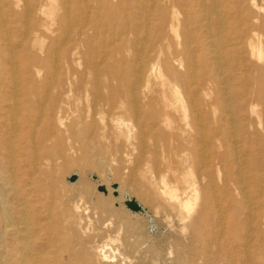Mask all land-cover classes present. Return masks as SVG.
Wrapping results in <instances>:
<instances>
[{
  "label": "rangeland",
  "instance_id": "obj_1",
  "mask_svg": "<svg viewBox=\"0 0 264 264\" xmlns=\"http://www.w3.org/2000/svg\"><path fill=\"white\" fill-rule=\"evenodd\" d=\"M0 2L3 20L10 19L6 5L12 4L16 13L10 40L7 35L0 40V77L7 76L9 81L6 95L10 96L14 77L20 76L18 60L29 45L36 58L32 69L37 73L33 78L42 84L43 93L37 95L39 104H51L57 87L69 81L72 90L76 89L78 93L75 96L69 94L63 100L61 105L66 117L63 123L68 124L81 112L85 122L92 117L97 127L105 126L108 136L102 141H63L64 158L57 163L61 170L55 171L51 185L54 204L48 209L49 219L38 226H25L18 223L17 216L10 210L11 227L6 228L0 238L1 253L3 248L10 249V239L15 238L10 236L13 230L26 227L28 233L19 232L18 237L28 241L27 245L34 252L30 254L28 248L18 245L17 256L0 255V264H106L98 261L96 251L107 247L117 254L116 261L107 264H251L248 262L256 260L259 250L262 255L258 261L264 264V238H258L255 233V230L264 229L263 108L244 105L239 109L214 110L209 117L216 119L217 124L199 121V115L205 111L201 101L206 97L199 94L193 102L185 92L187 89L191 93L192 87L181 84L175 95L172 83L165 79L162 83L156 70L151 73L147 65L145 52L151 45L153 37L149 32L156 19L151 0ZM257 2L264 7V0ZM37 4L43 5V15L38 13ZM27 9H32L31 16ZM65 13L66 24L63 22ZM35 19L44 24L37 30L33 25ZM231 20L235 22L230 14L227 21ZM10 29L8 27L2 33L8 34ZM169 39L170 43L175 42L173 34H169ZM72 52L74 60L70 59ZM194 66L193 63L190 65L191 68ZM141 69L144 70L142 83L149 80L145 98L157 100L153 108L161 110L162 101L170 102L173 107L168 108V121L161 119L157 124L148 121L145 127L136 128L129 122L131 102L125 93L126 86L134 83V75ZM244 73L241 72V77ZM109 77L112 84H123L114 95L122 105L111 117L99 114L100 98H94L92 93L96 90L92 85L96 80L100 82L97 88L101 92L102 84ZM243 87L250 89L251 85L244 82ZM138 95L141 96L139 92ZM94 111L98 113L95 116L92 115ZM117 121L122 125L117 126ZM6 122L11 131L9 139L13 140L14 121L10 118ZM214 126L219 131L214 132ZM140 135L144 137V143L137 141ZM191 139L198 141L195 159L185 151ZM5 142L15 141H0V172L1 169L9 170L2 160L7 151ZM204 142L214 146L221 144V150L235 161L232 160L230 165L233 181L226 192L215 188L212 198L209 197L212 212L209 218L203 211L208 197L201 189L204 185L202 174L210 155ZM252 162L256 166H252ZM73 175L75 180L69 182ZM254 176L257 181L253 185L251 179ZM2 177L0 190L5 193V200L12 202L11 178L4 174ZM212 177V184L218 187L216 174ZM234 181L239 184L235 185ZM162 182L168 189H177L181 197L183 192L189 194L193 187L196 189L190 214L162 194ZM113 185L115 190L111 188ZM100 186L105 188L104 192L98 191ZM126 199L135 200L142 211L128 210L124 205ZM250 215L256 217L255 223L249 218L245 229L236 234L243 242L233 246L225 244L224 235H230L228 241L232 237L229 231L232 221L243 223V218ZM203 234L221 247L220 256L216 255L215 245L205 247Z\"/></svg>",
  "mask_w": 264,
  "mask_h": 264
},
{
  "label": "bare ground",
  "instance_id": "obj_2",
  "mask_svg": "<svg viewBox=\"0 0 264 264\" xmlns=\"http://www.w3.org/2000/svg\"><path fill=\"white\" fill-rule=\"evenodd\" d=\"M151 1L156 12V19L149 32L153 37L151 45L149 50L145 52L147 65L149 64L151 73L156 70L162 83L164 79L172 83V90L175 95L178 86L181 84L192 87L191 93L187 92V89L185 92L193 102L199 94L206 97L202 98L201 101L205 111L199 115V121L217 124L216 119L210 120L209 117V114L213 113L214 110L226 111L232 107L239 109L244 105L260 106L264 113V7L259 5L257 0H158L159 3H155V0ZM37 5L38 13L43 15V5ZM6 7L10 13V19L3 20L0 2V40L4 35H7L9 39L11 31H14L16 25V13L12 10V4H8ZM66 10H68L67 6L65 7ZM27 11L28 15L31 16L32 9H27ZM230 14L235 20L234 23L238 24L237 27L234 26L232 20L227 21ZM67 18L65 13L63 16L64 24L67 23ZM33 25L37 30L39 26L44 24L39 19H35ZM8 27L11 28L8 34L7 32L2 33ZM139 31L141 30L139 29ZM169 34H173L175 37L173 44L169 42ZM70 59H75L73 52ZM35 61L36 58L33 57L31 47L26 46L18 60L20 76H15L12 80L10 96H7L5 91L9 84L7 76L0 77V141L2 143L15 141L14 143H4L7 151L2 160L4 164L9 166V170L1 169L0 181L3 179L2 174L11 178L14 198L12 202H8L5 200V193L0 190V238L5 229L11 227L8 220L10 210L17 216L18 223L25 224V226H38L40 222L49 219L48 209L54 204V198L51 197V185L55 178V171L61 170L57 163L64 158L63 141H102L108 139L105 126L97 127L92 117H90L89 122H85L81 112L80 114L78 112L77 117L68 124L63 123L66 117L61 104L69 94L75 96L78 93L76 89L72 90L69 81L65 83L66 87L64 84L57 87L51 104L48 106L39 104L40 100L37 95L42 94L43 90L42 84L33 78L35 72L37 73L36 70L32 69V64ZM192 63L195 66L191 68ZM243 66L246 67L245 70H243ZM180 68L183 71H178ZM242 71L245 73L241 77ZM143 72L144 70L141 69L136 76L134 75L135 81L132 85L129 87L127 84V86L125 85L128 88L125 97L131 102L128 108L129 122L132 127L136 128L145 127L148 121L153 124H157L161 119L168 121V108L173 107L170 102L162 101L160 103L161 110L153 108L157 100L145 98L144 94L148 90L149 80L146 79L142 83ZM191 74L197 77L194 79ZM244 82H248L251 88H244ZM99 84L100 82L97 80L92 84L96 89L92 91L94 98H100L99 114L104 113L111 117L114 110L122 105L121 101L114 95L123 88V84L119 82L112 84L109 77L107 82L102 84L101 92L97 88ZM94 114L98 113L94 111L92 115ZM10 118L14 121L12 135L15 137L13 140L9 139L11 131L8 130L6 122ZM120 125L122 122L117 121V126ZM212 130L216 132L219 131V128L214 126ZM126 131L129 133L130 129L127 128ZM128 136L129 134H127ZM169 136L171 137V135ZM137 141L144 143V137L140 135ZM197 142L191 139L189 146L185 148V151H188L194 159L198 151ZM210 142H204L207 146L205 150H210V155L209 163L206 168L204 167L205 170L202 174L204 185L201 188L208 197L205 206H203V211L205 210L208 218L212 216L209 197L212 196L215 188H218L220 192H226L229 183L233 181L230 165L234 161V159L232 161L229 158V154L221 150V144L214 146ZM251 165L256 166V163L252 162ZM214 173L219 183L218 187L212 184ZM256 181L254 176L251 179V184L254 185ZM234 183L235 185L239 184L238 181H234ZM191 191L192 193L189 194L183 192L181 197L177 189H168L164 182L161 186L162 194L167 195L188 214H190L196 199V189L193 187ZM255 218L254 215L253 217L251 215L248 218L245 217L243 223L233 220L231 227H229L232 237L228 241L230 235L226 233V236L224 235L225 244L233 246L239 244L240 241L243 242L241 236L236 234L245 229L244 227L249 220L255 223ZM8 221L9 223H7ZM19 232L27 234L28 230L26 227L20 231L13 230L10 236L15 238L14 240L10 239L8 246L10 249L3 248L2 254L0 253L1 256L9 258L17 256L18 245L28 248L27 251L30 254L34 252L32 247L27 245V240L26 243L24 242L25 239L18 237ZM255 233L258 238L260 236L264 238V229L255 230ZM202 240L206 248L215 245V240L207 234H203ZM215 247L218 257L221 247L217 245ZM107 248L96 251L98 261L101 263L107 264L116 261V252H111ZM260 251L256 252V260L248 263L260 264L258 261L259 256L262 255Z\"/></svg>",
  "mask_w": 264,
  "mask_h": 264
},
{
  "label": "water",
  "instance_id": "obj_3",
  "mask_svg": "<svg viewBox=\"0 0 264 264\" xmlns=\"http://www.w3.org/2000/svg\"><path fill=\"white\" fill-rule=\"evenodd\" d=\"M75 178H76V176L73 175L72 177L69 178V182H73V181L75 180ZM111 188H112L113 190L116 189V187H115L114 185L111 186ZM98 191H102V192H104V191H105V188L102 187V186H100V187H98ZM113 194L115 195V191H114ZM124 205H125V207H126L128 210H130V211H132V212L140 213V212L142 211L141 207H140V206L135 202V200H133V199H126L125 202H124Z\"/></svg>",
  "mask_w": 264,
  "mask_h": 264
}]
</instances>
